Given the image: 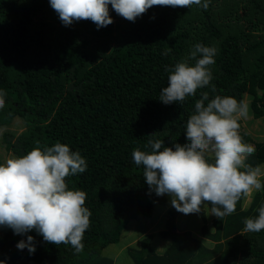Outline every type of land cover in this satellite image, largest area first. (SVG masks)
Wrapping results in <instances>:
<instances>
[{
	"label": "trees",
	"instance_id": "trees-1",
	"mask_svg": "<svg viewBox=\"0 0 264 264\" xmlns=\"http://www.w3.org/2000/svg\"><path fill=\"white\" fill-rule=\"evenodd\" d=\"M109 14L113 23L99 29L90 20L65 26L49 0H0V91L7 93L1 149L10 158L55 143L79 152L87 169L66 183L86 192L91 212L79 253L70 244L44 241L35 230L15 234L0 226V261L114 264L104 249L142 216L149 219L141 232L150 226L148 232L123 245L131 264H264V230H244L245 219L264 205V187L242 194L236 211L222 219L207 203L199 213L183 214L170 196L150 191L143 165L132 158L134 150L151 151L149 140L173 148L189 143L186 123L206 92L209 99L231 96L248 104L249 123L241 118L239 133L255 148L246 163L262 167L264 138L249 127H264V0H210L207 10L153 6L134 22L111 5ZM197 43L217 49L212 80L183 102L162 103L170 71ZM16 117L23 123L19 133L7 129ZM260 179L264 184V175ZM156 202L163 208L148 217ZM195 217L200 225L190 229ZM27 236L33 253L16 247Z\"/></svg>",
	"mask_w": 264,
	"mask_h": 264
},
{
	"label": "clouds",
	"instance_id": "clouds-1",
	"mask_svg": "<svg viewBox=\"0 0 264 264\" xmlns=\"http://www.w3.org/2000/svg\"><path fill=\"white\" fill-rule=\"evenodd\" d=\"M210 0H49L63 25L74 21H92L97 28L113 20L109 5L128 21H135L153 6L186 7L197 5L205 10ZM215 47L197 43L186 59L175 64L160 91L164 104L183 102L212 80L210 65L215 63ZM165 51L164 55H167ZM197 56L199 58L197 59ZM194 61V64L190 63ZM167 70V69H166ZM6 92L0 91V108L5 105ZM205 101H208L205 105ZM248 115V104L231 96L216 95L209 99L202 93L195 102V112L186 123L189 143L164 147L163 141L149 140L150 152L134 150L136 165H143L144 179L157 196L167 194L178 212H201L211 205L210 214L222 219L236 211L242 194L264 187L259 166L246 161L255 153L253 145L242 141L239 133L241 118ZM212 159L214 162H209ZM85 158L67 144L34 147L26 155L10 158L0 164V226L15 234L31 230L44 241L59 245L70 244L77 253L83 250V236L90 226V210L85 207L86 192L69 190L66 177L83 173ZM244 230H264V205L258 216L246 218ZM18 249L35 251L33 237L17 243ZM3 264V261H0Z\"/></svg>",
	"mask_w": 264,
	"mask_h": 264
},
{
	"label": "rangeland",
	"instance_id": "rangeland-1",
	"mask_svg": "<svg viewBox=\"0 0 264 264\" xmlns=\"http://www.w3.org/2000/svg\"><path fill=\"white\" fill-rule=\"evenodd\" d=\"M249 115H247L246 118L244 119V123L248 124L249 123ZM23 123L22 120L19 118H13L12 122L7 126V129L10 131H14L15 133H19L23 128ZM4 130V128L2 129ZM249 130L256 136H259L260 138H264V132H257V131H264V127H262L261 124H253L252 126L250 125ZM256 131V132H255ZM0 156L2 157V160L4 162H6L7 159H10V156L8 154H5L4 151L1 149L0 146ZM262 172H264V164L261 167ZM163 208V205L159 204L158 202H156L154 204V208H153V215L152 216H148V217H153L154 215H158L160 210ZM188 217V215H187ZM147 218V217H145ZM138 220H135L133 223H129L125 229L122 232V237L118 242L112 243L110 244L108 247H106L103 251V254H107L110 255L114 258V264H131V262L129 261L127 254H126V245L123 246L126 242H128L133 235L135 234H140V233H144L148 228H150V226L148 228H146L144 231L141 232V230L143 228L146 227L147 220L149 219H144V217L140 216L137 218ZM144 219V220H141ZM188 222V221H187ZM136 224L135 226H132ZM191 224V225H190ZM200 225V222L198 220V218L195 217L194 221L189 220L188 222V226L190 229H197V227ZM127 231V232H126ZM148 232V230L146 231ZM128 239V241H127ZM126 240V242H125ZM156 247L158 248V246L156 245ZM159 250H161V245L159 246Z\"/></svg>",
	"mask_w": 264,
	"mask_h": 264
}]
</instances>
